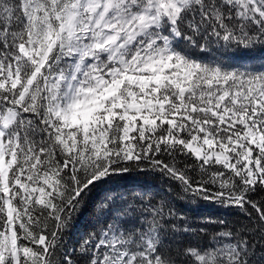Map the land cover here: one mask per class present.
<instances>
[{
	"label": "snow or ice",
	"instance_id": "6c2138e0",
	"mask_svg": "<svg viewBox=\"0 0 264 264\" xmlns=\"http://www.w3.org/2000/svg\"><path fill=\"white\" fill-rule=\"evenodd\" d=\"M0 264H264V0H0Z\"/></svg>",
	"mask_w": 264,
	"mask_h": 264
},
{
	"label": "trees",
	"instance_id": "16d2710c",
	"mask_svg": "<svg viewBox=\"0 0 264 264\" xmlns=\"http://www.w3.org/2000/svg\"><path fill=\"white\" fill-rule=\"evenodd\" d=\"M144 185L146 192H150L156 200L164 195L166 191L171 190L177 195L170 196L171 204L177 216L183 215L186 218V223L192 228H198L202 225L205 219H228L230 222L240 221L242 217L229 215L217 205L199 201H187L179 196L180 189L178 184L169 185L167 182L160 180L159 177L145 178L137 173L124 174L122 176H114L110 180L99 184L93 190L91 197L87 200L84 207L75 221V227L67 237L69 243L78 241L81 237L86 236L89 232L98 229L104 222V217L98 212L97 204L106 195H126L131 197L133 190L138 186ZM193 242L197 241L196 237H186Z\"/></svg>",
	"mask_w": 264,
	"mask_h": 264
}]
</instances>
